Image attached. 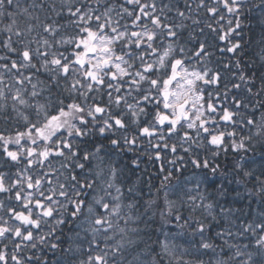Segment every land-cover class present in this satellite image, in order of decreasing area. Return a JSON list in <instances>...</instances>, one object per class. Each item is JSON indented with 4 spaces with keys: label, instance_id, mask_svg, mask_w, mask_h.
I'll use <instances>...</instances> for the list:
<instances>
[{
    "label": "snow or ice",
    "instance_id": "1",
    "mask_svg": "<svg viewBox=\"0 0 264 264\" xmlns=\"http://www.w3.org/2000/svg\"><path fill=\"white\" fill-rule=\"evenodd\" d=\"M0 264H264V0H0Z\"/></svg>",
    "mask_w": 264,
    "mask_h": 264
}]
</instances>
